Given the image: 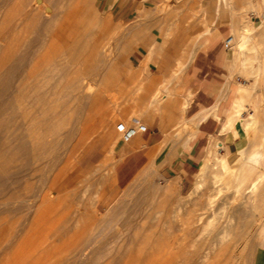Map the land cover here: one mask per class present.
<instances>
[{
  "label": "rangeland",
  "instance_id": "374dc122",
  "mask_svg": "<svg viewBox=\"0 0 264 264\" xmlns=\"http://www.w3.org/2000/svg\"><path fill=\"white\" fill-rule=\"evenodd\" d=\"M252 1L255 11L247 16L262 24L257 38L263 57L254 62L259 105L249 111L260 123L235 139L219 131L203 134L211 118H222L212 105L220 104L223 86L232 79L251 83L236 62L239 24L229 6L219 8L217 0H0V91L10 82L5 93L11 96V107L0 115V142L6 123L14 130L10 147L0 150V168L8 172L2 175L6 187L0 185V264H197L222 239L225 250L215 264H264V9L262 0ZM226 31L231 42L223 48L216 44ZM214 47L225 70L207 80L198 64ZM42 56L45 64L36 71L45 80L36 101L30 66ZM82 73V91L73 90ZM205 83L216 84L214 96L192 116L193 98ZM155 95L162 99L151 105ZM186 96L190 103L182 111ZM34 110L41 137L36 169L24 167L30 149L25 129ZM138 125L134 139L154 137L157 130L165 137L146 163L144 144L136 149L134 139H124ZM198 127L193 152L182 142ZM214 139L228 152L227 144L235 142L234 151L237 143L242 158L231 163L221 191L201 209L215 184L197 170ZM14 173L18 181L12 183ZM55 174L62 200L48 206L40 194ZM253 182L261 190L255 207L246 203ZM168 183L172 190L166 193ZM190 209L197 210L184 239L181 220ZM216 227L222 234L214 237ZM190 238L199 240L191 246ZM80 249L84 254L74 262L70 257Z\"/></svg>",
  "mask_w": 264,
  "mask_h": 264
},
{
  "label": "bare ground",
  "instance_id": "6f19581e",
  "mask_svg": "<svg viewBox=\"0 0 264 264\" xmlns=\"http://www.w3.org/2000/svg\"><path fill=\"white\" fill-rule=\"evenodd\" d=\"M217 3L219 4V8L221 6H225V7L229 6L230 10H231L230 13L232 14V18L234 20H236V22L239 24V31L236 34L235 47H234L235 48V54H236V62L239 64L240 73L248 75L251 78L250 84L238 83V82L233 81V79H232V82H227L223 86V88L221 90L222 92H221V94L217 100V101H219V99L221 98L220 104H213L212 105L213 109H217L216 116L222 117L221 120L219 121V125H218L219 126L218 131H219L220 135L224 136V135H226V133H231L230 136L231 137L234 136V138L236 139L237 137H242V135L244 133L248 134L252 129H254L255 127H258L259 123H260L259 120L253 118L254 112L249 111V106L251 105V107H252V105H254V107H255V106L259 105L258 99H257V78L254 77L253 75L256 74V76H257L258 69H259V66L257 64H254L255 60L263 57V56H259L260 45H259L258 38H257L258 37V30L262 27V24L256 25L247 16L248 11H250V10L255 11V6H254V3L252 0H241L240 3H237V0H236V7H235V4H233V0H217ZM262 8L264 9V0H262ZM228 10H229V8H228ZM262 15L264 17V14H262ZM71 16L73 17L74 15H71ZM231 31H234V29L232 27H231ZM43 57L44 56H42V59H41V57L39 59H36L34 57L36 59V61H34L33 64H31V62H30V64H31L30 75L31 76L29 78H31V79L29 82H30L31 87L33 89V93L31 95V97L33 99H35L36 101L41 100V98H42L41 94L37 91V89L39 87L41 88L42 82H44L43 80H45V77H43V78L38 77L39 74H38V71H36V69L39 66H41L40 64L43 61H45L43 59ZM61 60L65 61L66 58L65 57L63 58L61 55ZM44 64L42 66H44ZM54 68H56V65L54 66ZM183 68H184V66H183ZM183 68H182V70H183ZM18 70H19V68H18V66H16V67L12 68V70L10 71V74L15 75L18 72ZM180 72H182V71H180ZM177 75H178V73L175 74V77ZM86 78H87V76H85V74H83L82 76L81 75L78 76L75 79V82L73 83V85H74L73 90H81L82 91V89H83L82 86L84 85V84L82 85V83ZM9 86H10V82H5L2 90L0 91V115L5 114L7 112L6 110L8 109V107H11V103H10L11 102V96L9 95V93H7L8 95H6V93H5L8 90ZM90 93L91 92L89 91V94ZM160 99H162L161 96L155 95L151 98L149 103L151 105L157 104L160 101ZM189 103H190L189 96H186L185 99L181 103L180 109L182 111L185 110L187 108V106L189 105ZM37 104H38V102H37ZM32 112H33V116L30 119L29 126L28 127L26 126L27 128L25 129V131L28 132V134H27L28 141L27 142H30V145H29L30 149L28 148L29 146L27 145V150L28 149L29 150L27 151L28 157H27V162L24 164V167L27 166L28 168L30 167L32 169H36V167L39 163V160H41L39 154H37V151H36L37 146L41 140L40 139L41 137L38 136L39 134H37V132L40 129L38 126L39 121L36 120L38 118L37 110L36 111L34 110ZM246 112H248L250 115L249 116L250 119L247 121L244 118ZM206 118L207 117L203 118V120ZM244 121H246V122L243 123ZM25 123H27V121H25ZM140 126L141 125L137 126L138 130H136V134L134 135V137L136 135H138L137 133L140 131ZM201 130H202L201 127H198L196 130L192 129L191 130V133H192L191 136L184 138V140L182 142V146H185V147L192 146L193 145V138H195L199 133H201ZM13 134H14V130L11 128V123H9V124L6 123L5 137L0 142V150H4L5 147L7 148V146L12 144L10 141V136ZM134 137H131L132 140L134 139ZM136 139H134L132 142H130L131 147L134 146ZM216 140L214 139L212 142L207 144L208 156L206 157L205 160H202L200 162L199 169L197 170V175L199 177L204 178V180L207 181V179L210 176V178L212 179V180L211 179L210 180L212 182H214V184H215V186L213 185L214 186L213 190L211 188H209V191L206 192L205 195H206L207 199L205 201V205L202 206L201 209H204L206 207V204L208 203V201L211 202L212 197L221 191L220 186H221V182H222V175L224 173L228 172L230 167H231V163H233V161L239 159L242 155V152H241L239 147H238V149H236L234 151L231 150L230 152H228L225 149L224 143H222L221 141H216ZM25 144H26L25 141H23V142L21 141V146H23ZM260 145L263 146L262 148H264V141H261ZM258 147H260V146H258ZM248 157H249V155H248ZM248 157H247V159H248ZM250 158L253 160H256L257 156L253 154ZM0 164H2V163H0ZM246 164H248V163H246ZM252 165H253V163H252ZM4 167L0 168V185L5 186V184L8 181L5 182L3 180L2 175H3V173L5 174L8 172H7V169ZM237 171H240V170L237 169ZM5 175H7V174H5ZM240 175L241 174H239V176ZM58 177H59L58 174H55V176L52 178L51 183L48 184L46 187H44L43 190H41L42 193L40 194V198L48 206H55L56 204L60 203L62 200V196L56 194V192L59 191V188L56 185L54 186V183L57 181ZM199 177H197V178H199ZM8 178L12 179L11 180L12 183L18 181V179H17L18 176L16 173H14L12 175L9 174ZM15 178H16V180H15ZM47 179H48V177H47ZM179 179H180V177H177L173 181L177 182ZM236 182H237V180H236ZM197 183H198V181H197ZM171 184H172V182H171ZM171 184L168 183L166 185V188L164 187L166 189V191H165L166 193H169L172 190ZM199 186L200 185H198L197 188H199ZM257 188H258L257 182H253L250 185H248L247 193H249V197H248V200L246 201L247 204H250V205L253 204V206L256 205V203L254 201H255L256 196H257V193H256ZM258 189L260 190V188H258ZM68 190H70V189H68ZM236 197L239 198L238 196H236ZM230 199H232V198H230ZM243 200H245V199H243ZM234 202H236V201H234ZM257 202H259V201H257ZM9 204H10V202H9ZM248 208H250V207H248ZM193 210L195 211L197 209H190V214L188 213L189 215H187V217L185 216V218L183 220H181V226H182V228H184L186 230L183 233L184 239H187V235H188L187 230H189L190 227L194 224V216L191 215V211H193ZM241 211H243V210H241ZM219 227H216L214 237L216 236V232L219 234L222 231L219 229ZM2 228H3V226H2ZM222 228H223V226H222ZM223 233H225V232H223ZM220 234H222V233H220ZM0 240H1V238H0ZM198 240H199L198 238H195V239L190 238V240H188V241L190 242L191 246H194ZM212 244H213V248L208 250L205 254H202L199 257L200 260L198 261L197 264H215L216 260L223 255L224 250H225L224 247L222 246L223 239L218 241V242L215 241V243H212ZM0 246H2V245H0ZM216 246H217V248H215ZM83 250L84 249L76 250V252H74L70 258H72V260L74 262L80 260V258L84 254L82 252ZM1 264H5V263L2 262Z\"/></svg>",
  "mask_w": 264,
  "mask_h": 264
},
{
  "label": "crops",
  "instance_id": "0c3cea01",
  "mask_svg": "<svg viewBox=\"0 0 264 264\" xmlns=\"http://www.w3.org/2000/svg\"><path fill=\"white\" fill-rule=\"evenodd\" d=\"M226 33H227V31L224 34L219 32L218 43L216 45L219 44V45H222L223 48H225L224 42L229 38L228 37V38L224 39V36ZM215 47L211 48L208 55H207L208 57L200 59L199 64H198V71L197 72L200 75L206 77L207 80L208 79L215 80V79L219 78V76H221L225 70L224 69V61H222V59L220 58V55L218 53L215 54ZM226 60H227V57H226ZM211 75H214L215 77L212 78ZM215 85H216L215 83H212L211 85L205 83V84L199 86L198 91H197V95L193 98L192 105H191V108H192L191 109L192 110L191 115L192 116L197 115V113L200 112L201 108L205 107L207 100H209L210 98H212L214 96ZM218 125H219V122L215 121V119L211 118L210 125L203 132L204 138L209 137L210 135L219 136V134H218V127L219 126ZM155 134H156V136L151 137L150 134L143 133L139 136L140 138L138 137L135 140L134 147L136 149H140V148L142 149V143L144 144L143 154L145 155V163L148 161V158H149L147 156L149 150L151 148H153L154 146H156L157 143H159L160 141H162L165 138L162 135L163 133L160 130H157L155 132ZM151 138L153 141H151ZM234 145H235V142H232V141L227 144L229 150H233ZM192 147H193V152H194V146H192ZM236 149H237V143H236ZM178 154H188V153H187V151H184V152H179Z\"/></svg>",
  "mask_w": 264,
  "mask_h": 264
},
{
  "label": "built area",
  "instance_id": "2783aa9c",
  "mask_svg": "<svg viewBox=\"0 0 264 264\" xmlns=\"http://www.w3.org/2000/svg\"><path fill=\"white\" fill-rule=\"evenodd\" d=\"M230 42H231V38L227 39V40L225 41V47H229ZM142 130H143V129H142ZM135 134H136V130L130 128L129 130H127V131L125 132V134H124V139H125L126 141H128V140L131 139V137H133Z\"/></svg>",
  "mask_w": 264,
  "mask_h": 264
}]
</instances>
